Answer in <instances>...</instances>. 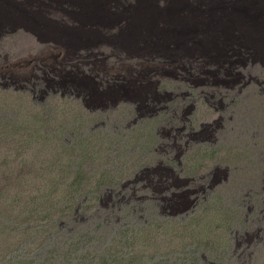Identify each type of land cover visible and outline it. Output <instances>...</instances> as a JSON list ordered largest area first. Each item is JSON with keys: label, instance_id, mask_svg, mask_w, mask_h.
<instances>
[{"label": "rangeland", "instance_id": "rangeland-1", "mask_svg": "<svg viewBox=\"0 0 264 264\" xmlns=\"http://www.w3.org/2000/svg\"><path fill=\"white\" fill-rule=\"evenodd\" d=\"M135 1L162 0H0L1 206L21 226L24 206L48 216L17 232L48 264H264V0ZM133 75L142 97L122 90ZM189 79L225 93L199 102L190 145Z\"/></svg>", "mask_w": 264, "mask_h": 264}, {"label": "bare ground", "instance_id": "bare-ground-1", "mask_svg": "<svg viewBox=\"0 0 264 264\" xmlns=\"http://www.w3.org/2000/svg\"><path fill=\"white\" fill-rule=\"evenodd\" d=\"M129 1H131V0H129ZM199 1V0H198ZM179 2V1H178ZM190 2V1H189ZM192 2H194V1H192ZM191 2V3H192ZM196 2V1H195ZM194 2V3H195ZM165 3H167V2H164L163 3V0L162 1H157V2H146V4L145 3H141L140 1H135V3H130L129 4V6H132V7H134V6H138V7H147V8H151V9H161V8H164V4ZM202 3V2H201ZM220 3V2H219ZM171 4H175V5H180L179 3H177V2H172ZM182 4V3H181ZM190 4V3H189ZM209 4V3H208ZM208 4H206V5H208ZM213 4V3H212ZM215 4H216V2H215ZM144 5H146V6H144ZM185 5V4H184ZM197 5V4H196ZM206 5H204V6H206ZM211 5V4H210ZM38 7V6H37ZM43 7V3L42 4H39V8H42ZM215 7H216V5H215ZM218 7V6H217ZM216 7V8H217ZM239 7V6H238ZM240 10V9H239ZM238 10V11H239ZM236 11V10H235ZM237 12V11H236ZM263 12V11H262ZM242 13V12H241ZM237 14V13H236ZM237 16H239V14H237ZM257 18V17H256ZM255 18V19H256ZM233 19V18H232ZM237 19H239V18H237ZM254 19V20H255ZM209 20V19H208ZM231 20V19H230ZM252 20V19H251ZM228 21V20H227ZM239 21V20H238ZM245 21V20H244ZM207 22V21H206ZM212 22V21H211ZM211 22H210V24H211ZM242 22V24H243V21H241ZM251 22V21H250ZM208 23V22H207ZM216 23V22H215ZM224 23V22H223ZM227 23V22H226ZM253 23V22H252ZM251 23V24H252ZM208 25V24H207ZM226 25V24H225ZM239 25V24H238ZM205 26V25H204ZM214 27V25H211V27ZM222 26V25H221ZM221 26H220V29H221ZM240 26H242V25H240ZM240 26H239V28H240ZM255 26V25H254ZM262 26V25H261ZM207 27H210V26H207ZM218 27V26H217ZM245 27V26H244ZM247 27H249V26H247ZM215 28V27H214ZM243 28V27H242ZM241 28V29H242ZM255 28V27H254ZM247 29V28H246ZM261 31H259L258 30V33H256V37H255V39H258V40H260V41H263L264 42V27L262 26L261 28ZM209 30V29H208ZM237 28L236 27H234L233 25H231V24H227L226 25V27L224 28V34L221 36V37H223V39H226V41H238L241 37L239 36L240 35V32L238 33V34H234V32L236 31L237 32ZM253 30V29H252ZM201 31V30H200ZM213 31V30H212ZM219 31V30H218ZM208 32V31H207ZM211 32V31H210ZM256 32V31H255ZM202 33V32H201ZM212 33V32H211ZM246 33V32H245ZM195 34H197V33H195ZM195 34H194V36H195ZM204 34V33H203ZM215 34V33H214ZM221 34V33H220ZM255 34V33H254ZM71 36H72V38L73 37H75V36H77V35H74V34H70ZM217 35V34H216ZM246 35H247V33H246ZM252 35V34H251ZM257 35H259V38L257 37ZM199 36V35H198ZM212 36V35H211ZM214 36V35H213ZM250 36V35H249ZM254 36V35H253ZM175 37V36H174ZM188 37H189V35H188ZM216 37V36H215ZM199 38V37H198ZM203 38V37H202ZM243 38V37H242ZM245 38V37H244ZM252 38V37H251ZM221 39V38H220ZM254 39V38H253ZM193 40V39H192ZM202 40V39H201ZM203 40H205L204 38H203ZM222 40V39H221ZM198 41V40H197ZM78 50V49H77ZM70 51V50H69ZM76 56V55H75ZM95 58V57H94ZM85 59V58H84ZM84 61V60H83ZM208 63V62H207ZM82 66V65H81ZM193 67V66H192ZM111 68V67H110ZM203 68V67H202ZM207 68V67H206ZM83 70V69H82ZM85 70V69H84ZM130 70V69H129ZM191 70H193L192 68H191ZM203 70V69H202ZM205 70H207V69H205ZM91 71V70H90ZM93 71V70H92ZM108 71V70H107ZM196 71V70H195ZM214 71V70H213ZM77 72V71H76ZM89 72V71H88ZM135 72V71H134ZM189 72H191V71H189ZM206 73H209V71H205ZM90 73V72H89ZM95 73V72H94ZM215 73V72H214ZM213 73V74H214ZM219 73H221V71L220 70H218L217 71V74L219 75ZM93 74V73H92ZM103 74V73H102ZM130 74V73H129ZM139 74V73H138ZM239 74V73H238ZM242 73L240 72V74L239 75H241ZM85 75V74H84ZM91 75V74H90ZM94 75V74H93ZM191 75L192 76H194L193 75V73H191ZM135 75H133V76H129V78L128 79H125V80H127V82H126V85L124 86V88H122V90H123V92L125 93V96L126 95H129V96H131V97H135V96H139V97H142L143 96V92H148L150 89H151V86H149V87H146V88H144V87H140V88H133V85L135 86L137 83H138V81L140 82L141 80H139L138 79V77H134ZM191 76V77H192ZM196 76H199V75H196ZM242 76V75H241ZM82 77V76H81ZM84 77V76H83ZM87 77V76H86ZM104 77V76H103ZM195 78H197V77H195ZM99 79V78H98ZM193 79V78H192ZM236 79H238V78H236ZM240 79V78H239ZM238 79V80H239ZM246 79V78H245ZM101 80V79H100ZM103 80V79H102ZM195 80V79H194ZM209 80L210 79H207V80H205V81H203V82H198V81H190V79H189V81H188V84L190 85H192V90L190 91V93H188V94H180V95H177L176 97H183V98H185V97H190L191 98V100H194L195 98V101H193V108H192V110L189 112V113H184V115H183V117L184 118H179V121H182V123H183V128H178V129H176L177 131H176V135L177 134H179V137H180V140L183 142V141H186V139H188L187 140V143L190 145L191 143H199V142H201L200 141V139L198 138L199 137V135H202L203 133H204V131L203 132H196L195 131V129L193 128L194 126H195V120L193 119V116H195V113L198 111V107L200 106V101H203L204 100V103L207 105V106H211L212 104H213V101L214 102H216V101H219V99H220V95H221V101H224V95H225V93H223L221 90H216V88H214L213 89V91H211V90H208V89H206V88H208V87H212L213 85H211V83L209 82ZM218 80H219V78H218ZM222 80V79H221ZM71 81V80H70ZM211 81V80H210ZM237 81V80H236ZM241 81V80H240ZM104 82V81H103ZM212 82H213V80H212ZM215 82V81H214ZM220 82V81H219ZM251 82V81H250ZM109 83V82H108ZM222 83V82H221ZM252 83V82H251ZM101 84V83H100ZM216 84V83H215ZM218 84V83H217ZM228 84V83H227ZM221 84L219 83L216 87H219ZM228 85H230V84H228ZM239 85H241V84H239ZM70 86V85H69ZM109 86V85H108ZM146 86V85H145ZM232 86V85H231ZM101 87V86H100ZM110 87V86H109ZM221 87H222V85H221ZM94 88H96V85L94 86ZM237 88V87H236ZM104 89V88H103ZM102 89V90H103ZM107 89V88H106ZM244 89H246V88H244ZM256 89V88H255ZM153 90V89H152ZM229 90H231V89H229ZM234 90V89H233ZM252 90V89H251ZM246 92V91H245ZM152 93V92H151ZM98 94V93H97ZM231 94V93H230ZM235 94V93H234ZM241 94V93H240ZM243 94V93H242ZM229 96V95H228ZM240 96V95H239ZM95 97V96H94ZM96 97H98V96H96ZM193 97H195V98H193ZM231 97V96H230ZM129 98V97H128ZM138 98V97H137ZM136 100V99H135ZM226 100H227V98H226ZM128 101V100H127ZM140 101V100H139ZM147 101V100H146ZM78 102V101H77ZM99 102V101H98ZM101 102V101H100ZM138 102V101H137ZM242 102H243V99H242ZM109 103V102H108ZM203 103V102H202ZM203 103V104H204ZM238 103H239V101H238ZM110 105V104H109ZM231 105H234V104H231ZM81 106V105H80ZM79 106V107H80ZM88 106V105H87ZM74 107V106H73ZM78 107V108H79ZM100 107V106H99ZM142 108V107H141ZM77 109V108H76ZM75 109V110H76ZM143 116V115H142ZM145 116V115H144ZM242 117H240V121L242 122ZM232 123L233 122H235L236 121V118H235V115H233V117H232ZM205 127H208V125H205L204 126V128ZM221 128H223L224 127V124L223 123H221V126H220ZM207 130V129H206ZM207 133V132H206ZM161 134V133H160ZM167 134V133H166ZM168 134H170V133H168ZM164 135V134H163ZM207 135V134H206ZM212 135H213V133H212ZM215 135V134H214ZM168 136V135H167ZM203 136V135H202ZM163 137H166V135H164ZM162 137V138H163ZM205 137V136H204ZM205 140H209V139H203L202 140V142L204 143V142H207V141H205ZM211 140V139H210ZM211 142H214V143H216L217 144V137L215 136V138L213 137V139L211 140ZM184 143V142H183ZM181 148V150L184 148V147H180ZM167 151V150H166ZM180 151V150H179ZM183 153V152H182ZM190 153V152H189ZM188 153V154H189ZM165 154H166V152H165ZM184 154V153H183ZM191 155H192V153H191ZM181 156V155H180ZM188 157V156H187ZM192 157V156H191ZM152 159V158H151ZM190 157H189V161H190ZM193 160V159H192ZM182 161V160H181ZM189 161H188V163H189ZM187 162V161H186ZM163 163V162H162ZM196 163V162H195ZM200 164V163H199ZM186 166V165H185ZM154 167V166H153ZM152 167V168H153ZM188 167V166H187ZM155 168H157V167H155ZM158 168H160V167H158ZM165 168V167H164ZM198 169V168H197ZM151 172V171H150ZM157 174H160L162 177H164V176H166V175H168V177H169V173H168V170L167 169H161L160 170V172L158 173L157 171H155ZM155 172H152V173H154V174H156ZM187 172V171H186ZM151 173V174H152ZM217 175V174H216ZM143 176V175H142ZM147 176H148V174H147ZM156 176V175H155ZM157 177H158V175H157ZM210 177V176H209ZM224 177V176H223ZM146 178V177H145ZM150 178V177H149ZM155 178V177H154ZM153 178V179H154ZM184 178V177H183ZM206 179H207V177H205ZM218 178V177H217ZM220 178V177H219ZM223 179V178H222ZM163 180V179H162ZM215 180H216V178H215ZM192 181V180H191ZM194 182H196V180H193ZM217 181V180H216ZM152 182V181H151ZM160 182V181H159ZM218 182V181H217ZM216 182V183H217ZM225 182V181H224ZM227 182V181H226ZM154 183V182H153ZM215 183V184H216ZM145 184V183H144ZM152 184V183H151ZM166 184V183H165ZM169 184V183H168ZM203 184H204V182H203ZM181 185V184H180ZM197 185H198V182H197ZM208 185H209V183H208ZM163 186V185H162ZM166 186V185H165ZM191 186V185H190ZM189 186V187H190ZM202 186V185H201ZM243 186V185H242ZM241 186V187H242ZM184 187V186H183ZM188 187V186H187ZM240 187V186H239ZM144 188H146L145 186H144ZM179 188V187H178ZM181 188V187H180ZM190 189V188H189ZM192 189H194V188H192ZM210 189V188H209ZM205 190V189H204ZM161 191V190H160ZM240 192H242V191H240ZM145 193V192H144ZM194 193V192H193ZM192 193V194H193ZM190 194V193H189ZM199 194H201V193H199ZM140 195H142V194H140ZM150 195H152L151 193H150ZM186 195V194H185ZM184 195V196H185ZM194 195H195V193H194ZM134 196V195H133ZM202 196V195H201ZM200 196V197H201ZM204 196V195H203ZM142 197V196H141ZM187 197V196H186ZM132 198V197H131ZM139 198V197H138ZM137 198V199H138ZM152 198V197H151ZM174 198H176V197H174ZM181 198V197H180ZM142 199V198H141ZM150 199V198H149ZM146 200V199H145ZM132 201V200H131ZM130 201V202H131ZM176 201V200H175ZM129 202V203H130ZM135 202H136V200H135ZM142 202V201H141ZM144 202V201H143ZM174 202V201H173ZM172 202V203H173ZM168 203V202H167ZM178 203H179V201H178Z\"/></svg>", "mask_w": 264, "mask_h": 264}, {"label": "trees", "instance_id": "trees-1", "mask_svg": "<svg viewBox=\"0 0 264 264\" xmlns=\"http://www.w3.org/2000/svg\"><path fill=\"white\" fill-rule=\"evenodd\" d=\"M7 168L12 166V162L10 159V156H4L3 154V164ZM1 185V181H0ZM3 189L0 187V191ZM40 190L39 192H41ZM4 198L3 195L0 194V264H15L13 261L16 260V262H20L19 264H48V257L43 255L40 248H33L32 245H22L19 242V235H17V232L19 229H29L28 225L30 224L31 219H35L32 216V213L38 215L39 219L42 217V213L40 210L35 207V209L32 212H28L25 206L22 211V222L21 226L19 223L15 224V222L12 219V215L10 214L9 204L5 207L1 206V199ZM72 201V200H71ZM43 219L37 220L35 219L36 229L40 227V224L45 226L47 228L48 226V216L42 217ZM40 223V224H39ZM15 224V225H14ZM17 225V226H16ZM25 226V227H24ZM17 229V230H16ZM34 238V235L31 236L29 239ZM77 244L74 241H71L70 243L73 244L72 249H68V253L71 257L74 255V251L77 254V251L79 249V242L76 241ZM78 245V246H77ZM53 250L51 251V253ZM106 257H109V255L106 254ZM85 260L83 256H80L78 258V261H76L74 258H72L68 264H81V261ZM111 261L113 263H116V259L111 258ZM109 264V263H105Z\"/></svg>", "mask_w": 264, "mask_h": 264}, {"label": "clouds", "instance_id": "clouds-1", "mask_svg": "<svg viewBox=\"0 0 264 264\" xmlns=\"http://www.w3.org/2000/svg\"><path fill=\"white\" fill-rule=\"evenodd\" d=\"M132 38V37H131ZM261 43V42H260ZM228 53V52H227ZM210 58V57H209ZM142 82V80L139 82V83H141ZM76 83V80H74V84ZM96 85V88H94V86ZM99 85H100V81H97L94 77H89V78H85V77H80V84H78V86L80 87V89L82 90V91H90V92H92V91H95V90H99ZM92 89V90H91ZM63 93V92H62ZM62 93H61V95H62ZM65 93L66 94H68V92H66V91H64V95H65ZM69 95H71V94H69ZM98 98L97 97H95V98H91L90 100V102H94L95 100H97ZM86 102H88V100L87 99H84ZM156 151V150H155ZM157 152V151H156Z\"/></svg>", "mask_w": 264, "mask_h": 264}]
</instances>
